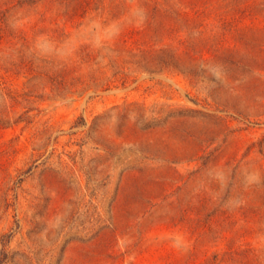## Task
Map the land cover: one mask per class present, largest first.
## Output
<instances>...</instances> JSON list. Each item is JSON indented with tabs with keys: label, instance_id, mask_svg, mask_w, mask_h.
<instances>
[{
	"label": "rangeland",
	"instance_id": "obj_1",
	"mask_svg": "<svg viewBox=\"0 0 264 264\" xmlns=\"http://www.w3.org/2000/svg\"><path fill=\"white\" fill-rule=\"evenodd\" d=\"M0 264H264V0H0Z\"/></svg>",
	"mask_w": 264,
	"mask_h": 264
}]
</instances>
